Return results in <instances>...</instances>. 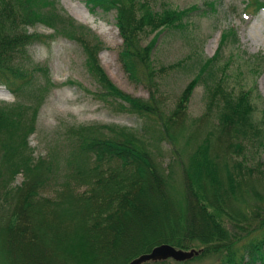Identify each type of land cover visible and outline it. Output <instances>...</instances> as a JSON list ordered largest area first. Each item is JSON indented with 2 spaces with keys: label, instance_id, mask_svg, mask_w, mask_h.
<instances>
[{
  "label": "trees",
  "instance_id": "1",
  "mask_svg": "<svg viewBox=\"0 0 264 264\" xmlns=\"http://www.w3.org/2000/svg\"><path fill=\"white\" fill-rule=\"evenodd\" d=\"M87 2L92 10H116L120 61L149 95L128 92L111 78L98 55L103 41L87 38L58 0H0V84L16 96L32 95L30 102L0 99V264H45V246L70 264H128L162 242L198 247L202 255L220 252V263L264 264V107L257 116L254 88L228 82L230 57H222L235 29H224L217 51L197 60L168 107L163 77L187 61L158 66L153 54L163 33L187 27L198 4L156 9L154 0ZM253 5L258 10L264 0ZM38 23L53 32L30 31ZM59 34L83 43L99 85L91 93L143 118V128L73 124L45 153L35 154L30 136L50 79L49 67L33 59L30 46ZM200 83L206 107L191 116L189 100ZM164 142L172 151L166 166L155 154Z\"/></svg>",
  "mask_w": 264,
  "mask_h": 264
},
{
  "label": "rangeland",
  "instance_id": "2",
  "mask_svg": "<svg viewBox=\"0 0 264 264\" xmlns=\"http://www.w3.org/2000/svg\"><path fill=\"white\" fill-rule=\"evenodd\" d=\"M154 0V7L162 9L165 6L187 8L198 4L187 17V27L167 30L160 36L153 57L158 66L185 58L187 64L171 69L163 77V92L168 107L175 101L195 70V63L200 58L212 56L218 49L222 32L226 28H234L236 39L229 37L225 45L222 62L229 59L228 82L237 89L254 88L253 100L256 104V114H262L264 107V60H256V55H264V7L255 9V0ZM249 2V5H246ZM58 6L63 13L74 18L78 29L85 31L90 40L98 37L104 45L99 50L101 64L111 78L123 89L136 95L147 97L148 88L141 83L130 80L119 58L123 37L116 23V10L104 12L100 7L92 10L87 0H58ZM83 27V28H82ZM32 32H53V28L38 23L29 27ZM77 29V30H78ZM154 32L146 35L147 41ZM146 41V40H145ZM30 52L36 62L49 67V82L41 74L43 85L47 84L44 101L40 104L36 130L30 136V143L35 154L45 153L49 143L64 134L68 126L90 122H116L134 128H143L145 120L138 115L121 111L116 103H108L98 99L91 93L97 90L98 82L87 68V53L83 43L77 38L59 34L48 41L37 40L30 46ZM257 68V70H255ZM74 80L80 83H70ZM0 99L12 102L17 99L30 102L29 92L16 96L6 85L0 84ZM206 107V87L200 83L194 90L188 104V113L197 116ZM156 157L166 166L171 158V146L162 143L155 151ZM264 160V148H263ZM23 180V174L17 176V182ZM198 248V247H196ZM55 248L45 246L43 250L45 264H70L63 261L55 253ZM220 252L201 253L185 260L166 258V264H229L220 263ZM50 258V259H49ZM155 261H145L142 264H155ZM97 264V263H95ZM104 264V263H99Z\"/></svg>",
  "mask_w": 264,
  "mask_h": 264
},
{
  "label": "water",
  "instance_id": "3",
  "mask_svg": "<svg viewBox=\"0 0 264 264\" xmlns=\"http://www.w3.org/2000/svg\"><path fill=\"white\" fill-rule=\"evenodd\" d=\"M201 248L177 247L170 242H162L153 246L150 251L142 252L133 257L128 264H142L148 260H160L172 257L176 260H185L199 254Z\"/></svg>",
  "mask_w": 264,
  "mask_h": 264
}]
</instances>
